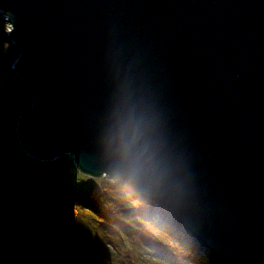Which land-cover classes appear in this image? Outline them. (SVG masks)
I'll list each match as a JSON object with an SVG mask.
<instances>
[{
    "label": "water",
    "instance_id": "obj_1",
    "mask_svg": "<svg viewBox=\"0 0 264 264\" xmlns=\"http://www.w3.org/2000/svg\"><path fill=\"white\" fill-rule=\"evenodd\" d=\"M0 11L20 51L11 70L32 94L17 127L26 156L72 155L82 175L119 182L207 264H264V0H0Z\"/></svg>",
    "mask_w": 264,
    "mask_h": 264
},
{
    "label": "trees",
    "instance_id": "obj_2",
    "mask_svg": "<svg viewBox=\"0 0 264 264\" xmlns=\"http://www.w3.org/2000/svg\"><path fill=\"white\" fill-rule=\"evenodd\" d=\"M14 51L0 54V264H123L119 253L127 247L166 264H205L177 233L157 225L151 202L135 199L119 182L104 179L96 192L83 190L71 183L68 162H41L22 152L18 121L32 94L11 70ZM35 199V215L16 208ZM55 212L70 228L65 242L57 239Z\"/></svg>",
    "mask_w": 264,
    "mask_h": 264
},
{
    "label": "rangeland",
    "instance_id": "obj_3",
    "mask_svg": "<svg viewBox=\"0 0 264 264\" xmlns=\"http://www.w3.org/2000/svg\"><path fill=\"white\" fill-rule=\"evenodd\" d=\"M4 19L5 18H3V16L0 14V37H1V39H0V54H5L6 51L10 50L11 46L13 48H15L14 53L16 52L15 53L16 57L12 60V65H13V63H15L18 59L20 51L16 48V46L12 45L9 42L10 41L9 32L12 30V27L9 26L8 24H6L7 21H5V20H7V18L5 20ZM2 38H5V40ZM12 65H11V67H12ZM32 104H33V101H32ZM54 161H60L63 164H66L68 162L69 163L68 167H69L70 171L72 172L71 173L72 174L71 183L74 186H76L77 188H80L83 190H87V191L94 193L97 191V189L100 185V183H99L100 181H102L104 179H110L107 177H102L99 179H93V178L82 175L78 170L75 169L76 166L74 164V160H73L72 155H64L61 158H58ZM115 195H117V194H115ZM36 202H38L37 199H35V203L31 202L30 204H29V202H25V203L18 202L16 204V208L18 209V211H20L21 213H23L25 215H32V214L35 215L36 213H38L37 207H39V205H35V204H37ZM57 214H59V212ZM76 214L77 213H75V212L72 214V220L75 223H78L79 218ZM57 216L58 215H56V212H55V215L53 217V219L55 221L57 219ZM64 223H65V221H64ZM65 225L69 228V226L66 223H65ZM70 234H71V232H70V228H69V235L66 238V240L70 237ZM56 236H57V239L59 240L58 234H57V227H56ZM0 255L2 256L1 253H0ZM119 259L122 261L123 264H148V263H146V261H148L150 264H166V263H163L162 261L156 260V258H153L151 255L146 254L144 251H140V254H139V252H132V250L129 247L121 248L120 253H119ZM96 264H100V263L96 262Z\"/></svg>",
    "mask_w": 264,
    "mask_h": 264
},
{
    "label": "clouds",
    "instance_id": "obj_4",
    "mask_svg": "<svg viewBox=\"0 0 264 264\" xmlns=\"http://www.w3.org/2000/svg\"><path fill=\"white\" fill-rule=\"evenodd\" d=\"M122 163L126 168L127 179L130 183H137L141 180V166L138 156L133 150L132 144L125 146L122 153Z\"/></svg>",
    "mask_w": 264,
    "mask_h": 264
},
{
    "label": "built area",
    "instance_id": "obj_5",
    "mask_svg": "<svg viewBox=\"0 0 264 264\" xmlns=\"http://www.w3.org/2000/svg\"><path fill=\"white\" fill-rule=\"evenodd\" d=\"M0 14L3 16V18L6 19V16H5V14H4L2 11H0ZM5 19H4V20H5ZM5 21H7V20H5ZM6 24H7V22H6Z\"/></svg>",
    "mask_w": 264,
    "mask_h": 264
},
{
    "label": "bare ground",
    "instance_id": "obj_6",
    "mask_svg": "<svg viewBox=\"0 0 264 264\" xmlns=\"http://www.w3.org/2000/svg\"><path fill=\"white\" fill-rule=\"evenodd\" d=\"M150 202V201H149ZM152 203V202H151ZM153 204V203H152ZM154 205V204H153ZM155 206V205H154ZM58 234V233H57ZM181 238V237H180ZM182 239V238H181ZM205 264H207V263H205Z\"/></svg>",
    "mask_w": 264,
    "mask_h": 264
}]
</instances>
